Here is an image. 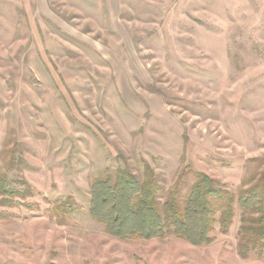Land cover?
<instances>
[{"label":"rangeland","instance_id":"obj_1","mask_svg":"<svg viewBox=\"0 0 264 264\" xmlns=\"http://www.w3.org/2000/svg\"><path fill=\"white\" fill-rule=\"evenodd\" d=\"M146 165L161 202L264 170V0H0V178L28 190L0 208V264H264L237 252L240 213L202 247L109 235L93 181Z\"/></svg>","mask_w":264,"mask_h":264},{"label":"trees","instance_id":"obj_2","mask_svg":"<svg viewBox=\"0 0 264 264\" xmlns=\"http://www.w3.org/2000/svg\"><path fill=\"white\" fill-rule=\"evenodd\" d=\"M191 186L176 184L164 202L153 169L146 165L139 180L119 168L95 179L91 186L90 217L119 240L166 239L171 236L202 247L213 242L216 227L227 234L240 213L237 252L243 259L264 257V170L244 181L239 193L227 190L202 172H193ZM28 197L7 174L0 178V208H12ZM62 216L78 212L69 201L55 205ZM1 217V213H0Z\"/></svg>","mask_w":264,"mask_h":264}]
</instances>
